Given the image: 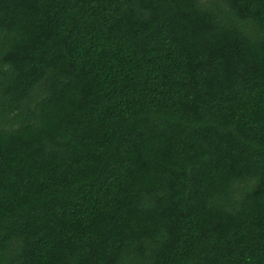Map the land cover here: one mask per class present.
Instances as JSON below:
<instances>
[{"label": "trees", "instance_id": "obj_1", "mask_svg": "<svg viewBox=\"0 0 264 264\" xmlns=\"http://www.w3.org/2000/svg\"><path fill=\"white\" fill-rule=\"evenodd\" d=\"M0 264H264V0H0Z\"/></svg>", "mask_w": 264, "mask_h": 264}]
</instances>
